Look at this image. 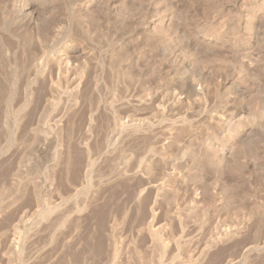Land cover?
Wrapping results in <instances>:
<instances>
[{"label":"rangeland","instance_id":"1","mask_svg":"<svg viewBox=\"0 0 264 264\" xmlns=\"http://www.w3.org/2000/svg\"><path fill=\"white\" fill-rule=\"evenodd\" d=\"M0 264H264V0H0Z\"/></svg>","mask_w":264,"mask_h":264}]
</instances>
